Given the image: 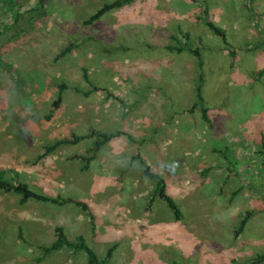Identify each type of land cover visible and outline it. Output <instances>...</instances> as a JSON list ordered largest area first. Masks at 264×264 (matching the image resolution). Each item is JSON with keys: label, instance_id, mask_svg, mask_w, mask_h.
Instances as JSON below:
<instances>
[{"label": "rangeland", "instance_id": "1", "mask_svg": "<svg viewBox=\"0 0 264 264\" xmlns=\"http://www.w3.org/2000/svg\"><path fill=\"white\" fill-rule=\"evenodd\" d=\"M36 1L0 0V172L83 201L94 228L74 205L20 204L0 190V264H85L66 248L41 255L56 225L98 257L113 246L109 264H264L252 261L264 253V0H134L91 24L112 0H44L34 20ZM183 42L200 50L199 70L195 56L166 48ZM198 73L209 123L191 107ZM116 130L124 135L98 149L95 136L71 142ZM136 150L180 219L152 199ZM73 155L93 157L83 169Z\"/></svg>", "mask_w": 264, "mask_h": 264}, {"label": "trees", "instance_id": "2", "mask_svg": "<svg viewBox=\"0 0 264 264\" xmlns=\"http://www.w3.org/2000/svg\"><path fill=\"white\" fill-rule=\"evenodd\" d=\"M134 0H112L110 2L104 3L102 4L98 9H96L86 20H84V24H91L93 21L99 19L104 13L112 10V9H116L119 7H122L123 5L129 4ZM30 18L35 19H42L45 16V7H44V0H37L36 4L31 8L30 10ZM32 20V19H31ZM27 21V20H26ZM27 23V22H26ZM208 26L212 29V31L214 33H216L220 39L223 42H226V38L224 36V33L222 30H220L218 27L215 26V24L211 21H208ZM9 28L12 27H8L5 26L3 27V29L5 30V32H9ZM10 33H15V30H11ZM9 33V35H10ZM173 38V37H172ZM74 43V42H73ZM72 42L66 47V49H64L62 52H60L59 56H63L66 55V53L70 52V47L73 46ZM169 50H175L176 52H183V51H187L190 54H192L193 56H195L197 58V69L199 70L202 66L201 63V54H200V50L198 48H191L190 46H188V44L186 42H183L182 45L179 46H172V45H168L166 47ZM2 64L4 63V65H6V62H1ZM6 70H8L9 73H11V67L9 66V64H7L6 66H4ZM84 76H86V74H84ZM202 77H201V73L197 74L196 77V81H195V85H194V101L192 103V109L195 108L196 106L199 107L200 109V114L202 117V120L205 123H209V117L207 115V108L203 107V98H202ZM67 84L65 82H61L57 85V93L55 95L54 100L51 102L50 104V110L53 111V109L57 108L62 100L61 97V92L66 90ZM48 118V116H47ZM124 135V132L120 131V130H116L114 132H102L100 134H96L95 132H92L90 134L87 135H80V136H73L71 139L72 143H76L77 141L81 140V139H85V138H90L92 136L94 137L93 140V145L95 146V149H98L99 147H101L103 144H105L106 142H108L110 139H112L113 137H118ZM131 141H133L131 139ZM58 144V142H55L54 144L48 146L45 148L46 152H50L51 150H53L56 145ZM261 155H262V166L264 168V151H261ZM93 155L90 157H81L79 155H73V158H79L81 160L84 161L83 164V169L87 168V165L89 163V161L92 159ZM133 158H135L138 163L141 166L142 169V173L153 179L154 180V189L152 191V199L153 197L157 196L158 198L162 199L166 205L168 206L169 210L171 211L173 217L178 220L181 218V211L180 209L177 207V205L174 203V201L171 199V197L169 195H167L166 193V183L164 178L151 170V168L144 162L143 158L141 157L140 153L138 152V150L134 151L133 153ZM0 190L3 192H13V193H17L19 195H21L20 199H19V203H23L25 202L27 199H34L35 201H40V202H48L51 204H56V205H63V204H71L74 205L76 207H78L86 216H88L89 218V222H90V226L91 229L94 228V216L92 214V212L90 211V209L88 208V206L86 205V203H84L83 201L79 200V199H75L72 197H62L60 195H56V196H50L47 194H43V193H39L37 191L32 190L29 185H27L26 183H23L22 181H16V180H10L8 178H5L2 173L0 172ZM152 199L149 200V202L152 201ZM254 211H246L244 213V215L241 217L239 224H238V230L241 229V227L244 225V223L246 222L247 218L249 216H251V214H253ZM238 233V231H237ZM53 240L50 242V244L48 245H44V244H40L37 245L38 250L40 251L41 255L44 256L48 253H52L54 251H57L61 248H66L69 250L70 253L72 254H77L79 252H82L85 258V264H109L108 263V258L110 257L112 251H113V246L107 248L106 253L104 254L103 257H98V255L95 253V251L85 242L83 236L81 234L77 235L74 239H69L65 233H64V229L62 226L60 225H56L53 228ZM236 234V232H235ZM18 237L25 242V240L22 237V233L21 230L18 228ZM254 263H259V262H263L264 261V253L263 254H258L257 256H255L252 260Z\"/></svg>", "mask_w": 264, "mask_h": 264}]
</instances>
